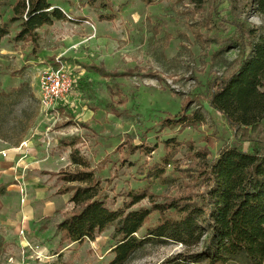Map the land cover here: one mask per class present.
<instances>
[{
  "label": "rangeland",
  "instance_id": "374dc122",
  "mask_svg": "<svg viewBox=\"0 0 264 264\" xmlns=\"http://www.w3.org/2000/svg\"><path fill=\"white\" fill-rule=\"evenodd\" d=\"M15 1L2 7L0 20L8 31L0 45V151L7 154L0 155V264H108L113 227L92 242L53 237L73 207L69 194H59L63 183L56 175L77 169L71 150L100 182L109 209L122 207L125 195L137 190H147L157 204L200 194L196 153L206 149L211 164L235 145L231 129L206 103L205 84L235 67L237 49H227L226 41L236 33L233 24L256 30L264 21L251 0H222L216 15L215 0H49L67 21L42 27L30 44L14 41ZM99 13L112 20L101 21ZM91 66L117 77H101ZM59 67L74 87L42 109L39 75ZM79 81L90 85L80 89ZM195 112L200 124L164 121ZM164 157L165 183L148 178ZM140 207L149 209L148 200L133 209ZM158 217L152 212L146 227ZM183 250L174 243L146 245L127 264H162Z\"/></svg>",
  "mask_w": 264,
  "mask_h": 264
},
{
  "label": "trees",
  "instance_id": "16d2710c",
  "mask_svg": "<svg viewBox=\"0 0 264 264\" xmlns=\"http://www.w3.org/2000/svg\"><path fill=\"white\" fill-rule=\"evenodd\" d=\"M221 1H214L215 15ZM8 2L0 0V20L1 9ZM251 3L254 13L264 21V0ZM98 18L112 20L103 13ZM55 21H67V17L49 0H16L11 6L9 23H18L16 42L36 43L37 32ZM233 26L236 33L226 41L227 49H237L235 67L209 80L205 90L208 107L222 116L235 145L221 151L211 164L206 160V149L196 153L201 159L198 171L202 192H187L157 204L147 190H137L127 193L122 207L112 210L102 201L100 182L88 171L77 151L71 150L69 158L77 169L56 175L63 183L59 194H69L73 207L55 225L54 238L61 242H92L113 227V258L108 264H127L144 246L164 243L178 244L184 250L162 264H264V24L256 30L247 29L244 24ZM7 35L6 26L0 27V45ZM90 68L101 77H117L101 67ZM89 85L86 81L78 82L80 89ZM164 121L169 126H192L203 119L195 112L190 116L179 113ZM140 148L130 146L129 151L134 153ZM162 163L161 168L150 170L147 177L165 183L167 157ZM144 200H148L149 209H133ZM152 212L158 214V221L146 227ZM144 228L145 234L139 235ZM2 252L0 238V255Z\"/></svg>",
  "mask_w": 264,
  "mask_h": 264
},
{
  "label": "built area",
  "instance_id": "2783aa9c",
  "mask_svg": "<svg viewBox=\"0 0 264 264\" xmlns=\"http://www.w3.org/2000/svg\"><path fill=\"white\" fill-rule=\"evenodd\" d=\"M74 83L75 81L63 67L43 71L38 78L41 108L46 110L52 108L57 100L65 98L71 92ZM19 192L21 195L23 194L21 188ZM21 202L24 203V197H22ZM19 234L22 235L23 232L20 231Z\"/></svg>",
  "mask_w": 264,
  "mask_h": 264
},
{
  "label": "crops",
  "instance_id": "0c3cea01",
  "mask_svg": "<svg viewBox=\"0 0 264 264\" xmlns=\"http://www.w3.org/2000/svg\"><path fill=\"white\" fill-rule=\"evenodd\" d=\"M1 50V49H0ZM0 155L3 156L4 158L6 157L7 154H5L3 151H0ZM24 204V203H22Z\"/></svg>",
  "mask_w": 264,
  "mask_h": 264
}]
</instances>
